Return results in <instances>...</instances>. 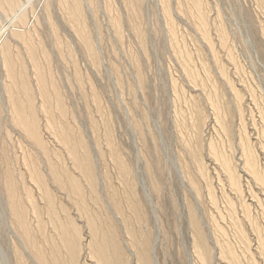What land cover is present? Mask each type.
I'll return each mask as SVG.
<instances>
[{
  "label": "rangeland",
  "instance_id": "1",
  "mask_svg": "<svg viewBox=\"0 0 264 264\" xmlns=\"http://www.w3.org/2000/svg\"><path fill=\"white\" fill-rule=\"evenodd\" d=\"M0 249L264 264V0H0Z\"/></svg>",
  "mask_w": 264,
  "mask_h": 264
},
{
  "label": "bare ground",
  "instance_id": "2",
  "mask_svg": "<svg viewBox=\"0 0 264 264\" xmlns=\"http://www.w3.org/2000/svg\"><path fill=\"white\" fill-rule=\"evenodd\" d=\"M249 158V157H248ZM247 160V159H246ZM249 162V160H247ZM250 163H251V160H250ZM245 164H247L245 162ZM251 171H252V166H251ZM255 171V170H254ZM253 172V171H252ZM7 190L9 192V196H10V199L13 200L14 199V190L12 188V185L9 183L8 186H7ZM15 204V203H14ZM15 207V206H14ZM17 217H19V215H17ZM7 258L5 257V255L3 254V252L1 251L0 249V264H7Z\"/></svg>",
  "mask_w": 264,
  "mask_h": 264
}]
</instances>
